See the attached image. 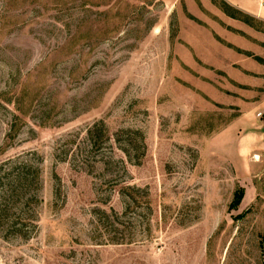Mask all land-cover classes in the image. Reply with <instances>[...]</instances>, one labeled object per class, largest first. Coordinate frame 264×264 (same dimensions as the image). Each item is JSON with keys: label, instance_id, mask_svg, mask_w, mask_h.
Returning a JSON list of instances; mask_svg holds the SVG:
<instances>
[{"label": "rangeland", "instance_id": "374dc122", "mask_svg": "<svg viewBox=\"0 0 264 264\" xmlns=\"http://www.w3.org/2000/svg\"><path fill=\"white\" fill-rule=\"evenodd\" d=\"M220 1L0 0V264H264V22Z\"/></svg>", "mask_w": 264, "mask_h": 264}, {"label": "crops", "instance_id": "0c3cea01", "mask_svg": "<svg viewBox=\"0 0 264 264\" xmlns=\"http://www.w3.org/2000/svg\"><path fill=\"white\" fill-rule=\"evenodd\" d=\"M170 1H176V0H170ZM225 1H227L230 5L234 6L236 9L242 11L243 13H245V14L253 17V18H257L261 22H264V6L261 4V2H258L256 0H225ZM262 1L264 2V0H262ZM262 109H264V108H262ZM244 116L237 120V121H240V123H237V126L233 125V124L229 125V127L225 128V130H223L221 135L217 136V138L215 139V142H217V147L221 143V142H219V141H222L221 139H224L226 142V139H228L230 137H231L232 141L234 142L233 146H235L236 142H235L234 136H235L237 130L240 129L241 126H243L241 129H243L245 124L248 125L249 121L252 119L251 112H247L246 118ZM240 124H241V126H240ZM236 128H237V130H236ZM261 138H262L261 135L257 132L251 133L248 136V140H251V142L254 144H256V143L258 144V142L260 143L262 140ZM225 144L228 145L227 143H225ZM230 146L232 147V142L230 143ZM249 151H251V149ZM239 152H237V154Z\"/></svg>", "mask_w": 264, "mask_h": 264}, {"label": "trees", "instance_id": "16d2710c", "mask_svg": "<svg viewBox=\"0 0 264 264\" xmlns=\"http://www.w3.org/2000/svg\"><path fill=\"white\" fill-rule=\"evenodd\" d=\"M219 5L221 6V8L225 11V13L230 18H233L235 20H239V21H242V22H245L247 24H250V25L254 26L253 24L256 22V20L253 17L243 13L242 11H240L238 9H233L225 1H220ZM37 174L39 176V172ZM23 181H25V183H26V179H23ZM243 198H244V190L243 189H239L238 191H236L235 195H234V200H233V202H232V204L230 206V209L237 210L239 208ZM2 206L3 205L0 206V218L2 217L1 216Z\"/></svg>", "mask_w": 264, "mask_h": 264}, {"label": "built area", "instance_id": "2783aa9c", "mask_svg": "<svg viewBox=\"0 0 264 264\" xmlns=\"http://www.w3.org/2000/svg\"><path fill=\"white\" fill-rule=\"evenodd\" d=\"M262 2V4H264V2L262 0H260Z\"/></svg>", "mask_w": 264, "mask_h": 264}]
</instances>
